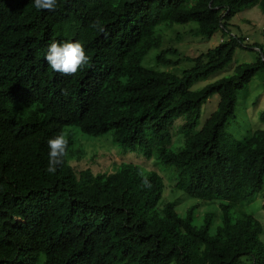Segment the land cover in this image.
<instances>
[{"label": "trees", "instance_id": "trees-1", "mask_svg": "<svg viewBox=\"0 0 264 264\" xmlns=\"http://www.w3.org/2000/svg\"><path fill=\"white\" fill-rule=\"evenodd\" d=\"M253 6L264 13V0H58L52 11L0 0V264H264V224L242 209L264 187V130L241 141L226 132L240 92L264 71V46L244 45L231 30ZM97 19L103 31L91 27ZM190 23L205 39L229 38L181 76L142 65L162 44L161 24ZM53 40L81 42L89 65L75 75L52 71L45 55ZM251 47L262 51L256 63L191 90ZM168 54L177 52L163 50L157 62L174 64ZM213 96L217 110L197 132ZM14 105L38 111L24 116ZM182 115L185 146L175 152L171 129ZM65 127L110 132L122 148L157 156L175 167L178 190L223 202L220 213L197 226L194 209L182 216L174 204L160 205V175L132 164L93 176L65 157L48 173L47 141Z\"/></svg>", "mask_w": 264, "mask_h": 264}, {"label": "rangeland", "instance_id": "rangeland-1", "mask_svg": "<svg viewBox=\"0 0 264 264\" xmlns=\"http://www.w3.org/2000/svg\"><path fill=\"white\" fill-rule=\"evenodd\" d=\"M232 34L243 38L244 45L264 46L263 28L264 13L260 6H253L244 9L231 21ZM199 27L196 23L187 25L161 24L157 28V33L162 37L160 47L152 48L143 58L142 65L146 68L172 72L178 76L186 70L194 67V60L199 58L209 49L215 48L222 41L229 38L223 32L216 33L211 39H205L198 34ZM236 50L233 61L224 69L219 70L207 79L194 83L191 90H199L220 79L234 75L238 66L245 63H256L259 52L253 48ZM171 49L177 54H168L167 59L173 61L172 65H164L157 62V57L163 50ZM261 50V49H259ZM219 97L213 96L202 107L201 117L196 126V131L200 132L208 119L217 110ZM16 109L24 116L31 115L38 111L37 106ZM264 71L260 72L250 84L240 92L236 104L235 116L226 125L228 136L234 140H243L249 137L254 131L264 130ZM186 122V116L182 115L175 119L171 129L172 142L170 148L177 152L185 146V138L181 132L182 126ZM69 140L66 161L68 166L76 171L88 172L93 176L105 173H113L120 169L123 164H132L139 167L143 173L155 172L160 175L165 184L164 197L160 205L171 203L175 205L176 211L185 216L189 210L194 209V222L197 226H203L204 217L209 213L216 216L220 213V205L223 202L203 201L191 198L178 190L176 186L177 178L175 167L163 164L157 156L146 158L141 149L127 150L119 146L109 132L100 137H92L82 131L72 127H66L63 131ZM264 187L250 201L242 204V209L252 214L264 224ZM219 224L215 219L212 226L214 231ZM264 242V233L261 236Z\"/></svg>", "mask_w": 264, "mask_h": 264}, {"label": "clouds", "instance_id": "clouds-1", "mask_svg": "<svg viewBox=\"0 0 264 264\" xmlns=\"http://www.w3.org/2000/svg\"><path fill=\"white\" fill-rule=\"evenodd\" d=\"M33 4L37 10L52 11L56 9L58 0H33ZM91 27L94 29L99 28L100 31H103V28L99 26L98 19L93 21ZM45 59L52 71L64 75H75L80 69L90 63V57L86 55L82 43L70 40L62 42L56 40L50 41ZM16 106L21 110L20 105H14L13 107L16 111ZM64 129L47 141L49 153L46 171L50 174L56 173L58 167L64 163V158L67 155L69 140L63 133ZM143 182L145 185H148L147 178H144Z\"/></svg>", "mask_w": 264, "mask_h": 264}, {"label": "water", "instance_id": "water-1", "mask_svg": "<svg viewBox=\"0 0 264 264\" xmlns=\"http://www.w3.org/2000/svg\"><path fill=\"white\" fill-rule=\"evenodd\" d=\"M255 50H257V51H259V52H261V53H262V51H261V50H259V49H255Z\"/></svg>", "mask_w": 264, "mask_h": 264}]
</instances>
